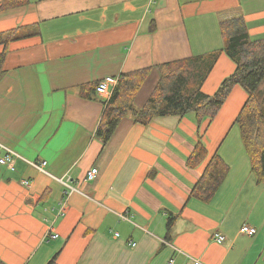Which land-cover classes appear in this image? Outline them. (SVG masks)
I'll use <instances>...</instances> for the list:
<instances>
[{"label":"crops","instance_id":"obj_1","mask_svg":"<svg viewBox=\"0 0 264 264\" xmlns=\"http://www.w3.org/2000/svg\"><path fill=\"white\" fill-rule=\"evenodd\" d=\"M28 2L0 11V33L39 31L9 45L0 80V145L19 156L0 165V260L264 264V185L256 183L235 124L247 92L236 86L216 117L201 125L190 114L144 126L129 113L104 143L97 130L110 97L91 88L151 68L153 80L135 101L139 110L158 80L157 66L198 57L205 64L219 53L202 85L214 95L236 71L220 23L242 16L251 39H264V0ZM199 135L207 157L190 169ZM215 154L230 173L205 203L191 193ZM43 161L44 171L30 164ZM92 169L98 174L88 182ZM68 178L71 193L62 183ZM243 225L256 235L241 234ZM51 226L56 240L48 238ZM214 234L225 241L214 242Z\"/></svg>","mask_w":264,"mask_h":264},{"label":"trees","instance_id":"obj_2","mask_svg":"<svg viewBox=\"0 0 264 264\" xmlns=\"http://www.w3.org/2000/svg\"><path fill=\"white\" fill-rule=\"evenodd\" d=\"M0 11L28 5V0H0ZM154 25L152 30H155ZM225 40V54L236 64V71L227 77L214 95L202 92V85L212 71L219 53L211 56L208 63L202 58H188L157 66L158 80L152 93L141 109L135 101L152 77L151 68L122 75L113 89L97 130V137L106 143L119 123L132 113L137 123L150 125L163 117L194 115L198 125L205 119H213L236 86L242 87L248 99L238 115L235 124L240 129L241 140L250 161L257 185H264V39L252 40L242 16L220 23ZM33 27L16 28L0 33V80L4 75V62L11 43L38 35ZM99 83L91 88L96 92ZM85 91V87L83 88ZM86 97H90L86 95ZM207 157V150L199 135L187 165L190 169L199 167ZM230 173V167L215 154L203 175L194 187L191 197L205 203L211 202L221 189ZM172 222L169 224L171 229ZM56 257L49 263L55 264ZM0 264H5L0 260Z\"/></svg>","mask_w":264,"mask_h":264},{"label":"built area","instance_id":"obj_3","mask_svg":"<svg viewBox=\"0 0 264 264\" xmlns=\"http://www.w3.org/2000/svg\"><path fill=\"white\" fill-rule=\"evenodd\" d=\"M120 77H107L105 79H103L102 81L99 82L98 87L96 89V92L103 96V97H110L112 96L113 93V89L116 87V85L118 84V82L120 81ZM0 147H2L3 149L6 150V155L3 157H0V165H11L15 158L19 157L14 151L3 147L0 145ZM34 168H36L37 170L40 171H44V168L46 167L47 163L46 162H41L40 164L36 163V162H31L30 163ZM98 174L97 169H92L90 170V172H88L87 174V178L86 180L88 182H92L96 179ZM70 182H71V178H68L65 182L62 180V183L64 184V186H66L69 189V192H74L75 189L73 187H70ZM25 185H29V182L26 181L24 182ZM68 194V192H67ZM64 212H61L60 215H62ZM48 238L50 239H58L59 235L56 233V228L55 226H51L49 228L48 231ZM240 233L244 234V235H248V236H255L257 233V229L255 227L249 226V225H243L240 228ZM118 236V235H117ZM213 241L218 243V244H222L225 241V237L221 234H214L213 236ZM169 264H175L174 260H170ZM193 264H200L198 261H194Z\"/></svg>","mask_w":264,"mask_h":264},{"label":"rangeland","instance_id":"obj_4","mask_svg":"<svg viewBox=\"0 0 264 264\" xmlns=\"http://www.w3.org/2000/svg\"><path fill=\"white\" fill-rule=\"evenodd\" d=\"M152 80H153V78H151V80L148 82V83H151L152 82ZM156 83H157V80H156V82H155V84H154V86H152V85H150L149 84V88L152 86V87H155L156 86ZM152 89V88H151ZM193 261V260H192ZM194 262V261H193Z\"/></svg>","mask_w":264,"mask_h":264}]
</instances>
